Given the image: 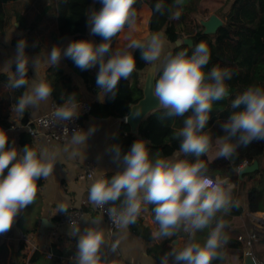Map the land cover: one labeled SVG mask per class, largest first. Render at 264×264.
Masks as SVG:
<instances>
[{"label": "clouds", "instance_id": "obj_1", "mask_svg": "<svg viewBox=\"0 0 264 264\" xmlns=\"http://www.w3.org/2000/svg\"><path fill=\"white\" fill-rule=\"evenodd\" d=\"M99 3L101 7L88 15L87 24L90 33L102 37V42L74 40L63 50L59 45H53L50 51H46V62L57 67L62 58H69L81 70L98 65L96 85L102 99L107 93L115 96L121 78L128 79L135 70V50L140 51L145 63L155 64L161 60L166 42L161 33H152L143 42L129 38L123 48L113 50V38L126 28L129 32L135 29L136 0H99ZM175 3L180 5L182 0H175ZM154 10L164 14L161 0L155 4ZM173 18H179L178 11ZM27 47V40L20 38L14 55L4 62L11 73L6 86L13 90L24 89L12 105V111L20 115L28 108L46 102L53 92L49 81L36 72L39 56L31 58L35 76L29 82ZM209 60L210 51L203 41L195 46L191 55L187 50L175 54L168 52L160 64L158 78L154 73L152 88L154 99L160 108L166 110V115L184 116L191 112L174 138L179 140L180 153L197 159H181L176 154L164 157L159 153L153 157L144 139L134 141L126 153L119 144H113L107 151L112 154L114 162L123 165L122 170L110 178L106 174L97 175L88 190L89 202L99 208L119 201V207L107 210L110 220L119 228L134 224L142 206L149 204L153 205L154 220L158 224V229L152 233L153 238H170L181 230L189 233L183 247L172 246L161 257L160 264H213L217 260L226 264L222 251L228 242L223 232L226 222L217 219V215L230 211L233 186L226 179L212 178L199 157L211 146V137L205 128L214 102L224 100L229 94L226 81L232 78V73L219 67L205 71ZM231 107L241 110L233 111L219 124L224 135L217 139V155L223 158H230L237 147L264 140V87L249 86L231 101ZM79 109L80 102L76 100V93H72L63 98L53 116L58 121H70L79 115ZM95 130L93 127L87 131L75 130L71 142L84 144ZM54 164V155L46 149L29 144L22 151L10 147L8 134L0 130V235L10 231L19 212L34 203L37 182L52 173ZM59 211L67 212V206L61 205ZM214 221V226L210 227ZM207 228L210 231L201 243L195 233ZM69 235L77 237L74 264H105L101 256L102 231L92 227L81 231L71 223ZM112 247L115 250L116 246Z\"/></svg>", "mask_w": 264, "mask_h": 264}, {"label": "crops", "instance_id": "obj_2", "mask_svg": "<svg viewBox=\"0 0 264 264\" xmlns=\"http://www.w3.org/2000/svg\"><path fill=\"white\" fill-rule=\"evenodd\" d=\"M18 1L21 0H16L10 4ZM36 1L34 0L35 3L32 2L28 6L23 5L22 11L18 9L12 13L8 9L10 4L7 5V26L0 33V78L4 76L8 79L11 75L4 62L14 55L15 46L12 42L16 38L27 34L31 35V42L26 50L27 55L30 57L27 73L29 82L35 76V69L31 63L32 57H40L36 72L40 77L45 78L47 69L51 67L46 62V51H50L53 45H59L63 50L70 43V39L55 40L57 23L52 11H48L49 7L56 8L60 0H41L40 2L37 1L38 3ZM227 1L203 0L202 5L207 6L210 11L209 15H217V12L210 8L218 4L222 6ZM230 3H228V6ZM32 5H36L33 8L36 10V14L32 11L33 17H28L27 12L29 13L30 10L28 7H32ZM138 13L134 31L129 32L126 28L123 33L119 34L113 44V50L118 47L123 48L129 42V38L143 42L151 35L148 30L151 10L147 5H142ZM34 43L36 44L35 47L32 46ZM167 44L166 42L165 45ZM160 64L157 61L155 64H149L148 67L155 65L157 73ZM57 67L72 77L73 85L78 87L81 92L80 100L90 103L105 102L107 94L101 99L100 92L95 94L88 92L82 78L69 68L64 58H62ZM145 71L141 73L140 78L142 91ZM6 85L5 82H0V119L4 122L10 120L20 121L22 115L12 111V105L15 104L16 98L13 96L12 89ZM53 101V98L50 97L46 102H41L35 107L28 108L26 110L28 119L30 120L46 113L49 104ZM119 119L114 117L98 119L91 116L82 119V130L87 131L90 127L96 129L84 144L75 145L71 142V139L63 144H58L47 142L43 137L35 143L34 146L38 149H46L54 155L55 164L53 171L48 177L41 178L42 184L38 186L34 203L19 212L15 218V228H11L6 234L0 235V264H31L29 259L34 252H38L41 256L34 264H74V261L59 260L57 258L61 255L65 257L67 254H75L77 243V237L69 235L70 226L56 227L55 225L61 215L65 213L59 211L61 205L67 206L68 210L75 209L83 213L79 224L75 225L80 227L81 231L85 227H92L102 231L104 244L101 247V256L105 260V264H160L161 257L166 252H169L172 246L183 247L184 243L189 239V233L183 230L170 238L160 240L153 238L152 233L158 229V224L154 220V212L149 209V204L142 206V210L134 224H130L127 228H120L117 231H110L104 218L97 212L95 206L89 202L88 190L93 179L97 175H113L123 168L122 164L113 161L112 154L107 151L114 144L113 139L119 133L122 123H125L124 121H119ZM0 130H3V128L0 127ZM205 131L211 137V146L208 152L199 157V159L204 158L205 161L203 162L208 166L221 158L217 155V139L222 134L214 130V125ZM5 132L9 137V146H14L18 151H22L19 146V131L6 130ZM174 154L180 158L183 156L179 151ZM90 163L93 164V178L80 180L79 175L86 170ZM257 164V170L259 171L264 167L263 159L257 161ZM244 165L239 166L236 170L237 181L243 184L241 186H236L228 177H221L218 174L213 175L208 171L212 178L226 179L233 186L230 211L227 214L221 213L217 215V219L222 218L226 222L223 232L227 236L228 242L222 251L225 253L226 264H241L245 247L243 246L240 253L232 251L229 246L234 243V240H238L239 237L245 240L249 234L256 232L257 241L251 250L255 261L258 264H264V228H259L254 222V217L264 218V203L261 204L263 208L261 211L248 212V192L256 183L253 182L252 173L239 174ZM262 197L264 199V193ZM42 220H45L46 225H48L44 229L43 236L39 233ZM214 224L215 221L210 227H213ZM52 229L57 231V236L54 238L49 237ZM208 231H210V228L197 231L195 238L202 243ZM20 242H23L26 246L22 252L18 249ZM113 245L116 246L115 250H113ZM48 252L52 253L56 258L50 261L47 260L46 254ZM213 264H221V261H213Z\"/></svg>", "mask_w": 264, "mask_h": 264}, {"label": "trees", "instance_id": "obj_3", "mask_svg": "<svg viewBox=\"0 0 264 264\" xmlns=\"http://www.w3.org/2000/svg\"><path fill=\"white\" fill-rule=\"evenodd\" d=\"M14 1L16 0H0V33L7 26V5ZM202 1L182 0V4L177 5L175 0H161L164 4L163 15L154 10L158 0H136L134 8L138 15L142 5L149 7L151 16L148 22V30L151 34L161 33L166 42L171 45L169 52L172 54L180 50H187L191 55L195 46L203 41L210 51V60L205 71L213 67H219L232 73V78L226 81L229 94L224 100L214 102L210 119L205 128L207 130L214 125V130L224 135L219 124L227 120L233 111L241 110L233 109L231 101L249 86L264 87V0H230L229 6L228 0L221 6L220 12H217V15L223 21V26L218 29L214 37L204 35L202 33L203 28L197 21L198 17L205 19L210 13L209 9L202 8ZM100 7L99 0H60L56 8L49 7L48 11H52L57 23L55 40L70 39V42H72L87 39L94 41L96 44L101 43L102 37L90 34L87 24L90 11ZM177 11L179 12V18H173ZM20 38H25L29 47L30 34L14 39L12 44L16 46ZM116 38H113L112 47ZM182 38L192 40L193 45L190 47L182 44L176 47L175 42ZM133 54L136 58L135 70L128 79L121 78L115 96L112 93H107L104 103H90L89 116L98 119L126 117L129 114L130 107L142 98L141 73L148 68L149 64L141 59L139 50H135ZM64 61L70 69L82 78L88 92L93 94L99 92L96 85L98 65L89 70H81L75 66L71 59L64 58ZM12 70H15L14 64ZM160 73L161 69L159 68L156 78ZM45 79L49 81L53 88L51 97L57 104H62L63 98L72 93H76V100L80 101L81 92L79 88L73 85L72 77L64 73L59 67L48 68ZM2 81L8 84V79L4 76L0 78V82ZM12 91L17 101L24 89H12ZM188 115H191V112L186 113L184 116H168L166 110L161 108L154 111L139 125L137 134H132L129 126L122 123L121 129L115 135L113 142L119 144L122 151L126 153L134 141L144 139L153 157L157 153L164 157H170L179 151V140L174 137L178 129L183 126V120ZM82 119L80 123H82ZM28 121L27 111H25L20 119V124L24 125ZM9 125L8 122L0 119L1 128L6 129ZM28 144L35 147L32 138L27 133H20L19 146L21 149L23 150L24 146ZM181 159L194 161L197 158L183 154ZM261 159H263L264 164V140L253 141L247 147H237L230 158L221 157L216 162L208 165L207 168L211 174L228 177L236 186H241L243 184L237 181L236 170L238 167L243 164L251 165L254 161H260ZM201 160L205 161L204 158ZM251 175L253 182L256 184L248 192L247 210L248 212H257L263 209L261 204L264 203L262 197L264 193V167ZM111 176L107 175L109 178ZM37 183L40 186L42 184L41 179ZM112 206L119 207V201ZM149 209L153 212V205H149ZM243 246L242 242L234 240L229 248L232 251L241 253ZM18 247L19 251L22 252L26 246L23 242H20ZM40 258V254L34 252L29 259V263L34 264Z\"/></svg>", "mask_w": 264, "mask_h": 264}, {"label": "built area", "instance_id": "obj_4", "mask_svg": "<svg viewBox=\"0 0 264 264\" xmlns=\"http://www.w3.org/2000/svg\"><path fill=\"white\" fill-rule=\"evenodd\" d=\"M80 111L79 115L70 120V121H58L54 118L53 113L55 112V109L58 105L56 102H51L49 104L48 111L40 116H37L36 118L30 119L26 124L22 125L20 124V121H8L10 124L9 127L6 130H17L19 131V134L22 132L27 133L33 140V143H37L41 137H43L47 142H54L58 144H63L70 140L72 138L73 132L75 130L81 129V123L80 120L85 117L89 116L90 113V102L80 100ZM94 170H93V164H88L86 170L79 175L80 180H90L93 178ZM95 206V205H94ZM113 207L110 205H105L103 208H99L95 206L97 212L104 218L107 228L110 231H117L120 228L115 226L112 221L109 218L108 215V208ZM83 217V213L79 210L75 209H69L67 212L61 215L59 220L56 222L57 226H70L79 224L80 220ZM254 222L259 226V228H264V218L261 217H254ZM57 236L56 229H52L49 237L54 238ZM238 241L243 242L245 248H250L254 246V243L257 241V233L252 232L249 234V236L244 240L242 237L238 238ZM75 254H67L64 256H58L57 258L59 260L66 259L68 261H74L73 257ZM56 258L52 253L48 252L46 254L47 260H52Z\"/></svg>", "mask_w": 264, "mask_h": 264}, {"label": "water", "instance_id": "obj_5", "mask_svg": "<svg viewBox=\"0 0 264 264\" xmlns=\"http://www.w3.org/2000/svg\"><path fill=\"white\" fill-rule=\"evenodd\" d=\"M199 25L203 28V34L214 37L220 27L223 26V21L215 14L208 15L207 19H203L201 17L197 18ZM192 46L193 42L190 39L182 38L175 42V46L179 47L181 45ZM154 73L156 78V66L151 65L145 71V78L143 84L142 98L134 105L130 107L129 114L124 118H120L119 121H124L130 128V132L132 134H137L138 127L142 123V121L152 112L161 109L158 106V102L154 99L152 95V88L154 85ZM202 156V155H201ZM200 156V157H201ZM258 164L257 161H254L251 165H244L243 168L239 171L240 175L250 174L257 170ZM15 221L13 223L12 228H15ZM48 225H46V221L42 220L40 225L39 233L41 236L44 234V229H46ZM241 264H258L252 254V250L250 248H244L243 257Z\"/></svg>", "mask_w": 264, "mask_h": 264}, {"label": "rangeland", "instance_id": "obj_6", "mask_svg": "<svg viewBox=\"0 0 264 264\" xmlns=\"http://www.w3.org/2000/svg\"><path fill=\"white\" fill-rule=\"evenodd\" d=\"M36 1V0H35ZM38 2H40L41 0H37ZM36 1V2H37ZM52 1V0H51ZM56 1V0H55ZM32 2H34V0H21V1H18V2H15V3H12V4H10L9 5V7H8V9H9V12L10 13H12V12H14V11H16V10H20V11H22V6L23 5H26V6H28V5H30ZM37 2V3H38ZM221 2H223V1H221ZM230 2V1H229ZM35 3V2H34ZM36 5H32V7H28V9L30 8V10H29V13L27 12V16L29 17V16H32L33 17V13H32V11L36 14V10L35 9H33L34 7H35ZM202 8H206V9H208L207 8V6H203ZM38 9V8H37ZM210 9H212L213 11H215V12H220V9H221V5H215V6H213L212 8H210ZM92 11V10H91ZM91 11H90V14H91ZM139 12V11H138ZM139 14V13H138ZM137 17H138V15H137ZM207 19V18H206ZM171 48V45L170 44H167V45H165V49H164V54H162V56H161V60L159 61L160 63L163 61V59H164V55L165 54H167L168 52H169V49ZM9 112H10V110H9ZM11 121V120H10ZM13 121V120H12Z\"/></svg>", "mask_w": 264, "mask_h": 264}]
</instances>
